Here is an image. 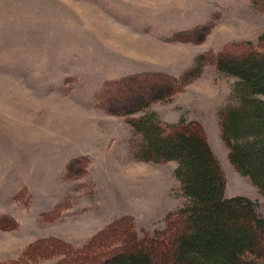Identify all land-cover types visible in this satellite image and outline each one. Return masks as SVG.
I'll return each instance as SVG.
<instances>
[{
  "label": "rangeland",
  "instance_id": "1",
  "mask_svg": "<svg viewBox=\"0 0 264 264\" xmlns=\"http://www.w3.org/2000/svg\"><path fill=\"white\" fill-rule=\"evenodd\" d=\"M262 1L0 0V264L32 254L27 264H54L63 255H36L43 239L80 249L119 219L155 235L187 201L175 161L135 156L129 118L140 113L101 105L106 85L138 73L186 80L150 108L166 122H200L225 196L249 197L264 217V195L222 138L219 110L235 77L210 57L260 44ZM200 54L209 56L200 73L185 77Z\"/></svg>",
  "mask_w": 264,
  "mask_h": 264
},
{
  "label": "trees",
  "instance_id": "2",
  "mask_svg": "<svg viewBox=\"0 0 264 264\" xmlns=\"http://www.w3.org/2000/svg\"><path fill=\"white\" fill-rule=\"evenodd\" d=\"M259 40L228 45L210 57L219 72L235 77L219 110L230 160L264 195V34ZM206 57L200 54L184 76L198 75ZM183 80L159 71L138 73L106 85L101 103L111 113H140L129 118L138 159L176 162L174 174L187 201L169 213L166 230L141 236L130 219H119L83 248L48 238L36 255H63L54 264H264V217L249 197L225 196L226 179L201 123L166 122L150 108L154 100L171 99ZM113 82L117 88L111 90ZM33 256L2 264H27Z\"/></svg>",
  "mask_w": 264,
  "mask_h": 264
}]
</instances>
